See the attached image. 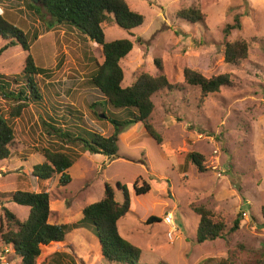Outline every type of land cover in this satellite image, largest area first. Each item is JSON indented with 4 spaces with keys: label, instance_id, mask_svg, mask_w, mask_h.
Returning a JSON list of instances; mask_svg holds the SVG:
<instances>
[{
    "label": "rangeland",
    "instance_id": "rangeland-1",
    "mask_svg": "<svg viewBox=\"0 0 264 264\" xmlns=\"http://www.w3.org/2000/svg\"><path fill=\"white\" fill-rule=\"evenodd\" d=\"M12 1L0 0L4 18L19 14L36 18L26 6L13 7ZM126 1L144 16L142 26L128 33L113 21L103 23L107 42H133V50L121 61L122 86H130L143 72L158 75L154 62L158 59L170 83L180 88L153 97L152 123L161 144L139 125H128L119 129L117 156L109 159L101 154H82L68 170L70 184L62 185L60 175L47 181L35 178L33 167L44 162L42 150L59 145L56 134L50 129L46 132L45 127L43 132L38 119L44 117L49 123L45 115L51 116L56 119L55 128L77 132L80 126L109 137L114 132L111 120L118 121L126 113L109 106L103 94L89 85L93 60L100 65L104 61L97 43L75 29L58 27L44 33L38 28L41 36L29 52L17 46L0 56V75L21 74L30 54L36 66L54 70L53 77L45 81L50 84L46 89L55 88L58 96L45 93L41 103H46L44 112L30 104V113L15 120L12 156L0 160V222L3 207L19 220L28 217L29 208L11 201L10 193L16 191L48 192L49 222L65 225L80 221L83 209L104 197L106 183L115 190L119 203L123 202V192L118 184L141 187L146 183L149 193L133 194L134 209L119 223L122 237L141 250L139 264H199L208 258L216 264L222 259L229 264H264V0ZM189 8L199 9L204 21L194 24L177 17L180 10ZM237 16L241 29L226 34L225 28L235 24ZM28 19L24 26L30 23ZM15 23L27 34L29 27ZM236 41L247 42L249 56L231 65L225 62L224 49L227 42ZM5 44L0 37V49ZM185 69L206 78L228 74L234 85L205 97L199 88L185 83ZM55 102L59 108L52 105ZM70 106L83 115L81 120L67 112ZM4 110L6 104L0 98V113ZM192 152L204 155L205 172H199L189 161L187 154ZM195 206L222 215L228 229L240 218L239 229L225 239L198 243ZM151 216L162 221L148 225ZM67 242L69 246L62 251L74 264H113L99 258L85 230L68 234ZM55 251V247L47 249L46 254ZM69 258L59 261L53 257L49 264H73ZM20 263V258L2 246L0 234V264Z\"/></svg>",
    "mask_w": 264,
    "mask_h": 264
},
{
    "label": "trees",
    "instance_id": "trees-1",
    "mask_svg": "<svg viewBox=\"0 0 264 264\" xmlns=\"http://www.w3.org/2000/svg\"><path fill=\"white\" fill-rule=\"evenodd\" d=\"M11 3L15 8L26 6V10H29L36 18L31 19L30 17L29 20L26 15L30 21L31 30L25 34L17 26L0 16V37L6 41L0 49V56L9 48L17 46L29 52L31 44L38 40L43 31L44 33L50 32L58 27L78 30L82 35L97 43L104 55L101 65L97 60H93L95 65L88 80L89 85L98 89L113 109L126 111L118 121L111 120L114 132L109 137L86 127L77 126V132L71 129L55 128L53 125L56 124V119L51 116L45 115L50 123L45 122L44 117L39 119L40 124H43V132L44 127L48 133L50 130L53 131L59 140L55 142L59 145H56L57 148L42 150L45 161L33 167L32 175L35 178L47 181L52 180L55 175H60L59 181L62 185L70 184L71 176L68 170L78 162L82 154H101L109 159L117 156L119 129H126L128 125H139L158 145L161 144L160 134L152 123L155 109L153 97L163 91H177L180 89L178 84L170 83L161 61L157 59L154 62L159 71L158 75L140 73L133 84L124 88L122 86L124 70L121 61L133 50V42L129 39L107 42L103 29V23L113 21L120 29L131 33L132 30L142 26L144 16L133 11L126 0H39L37 3L36 0H15ZM35 12L37 14H34ZM177 17L197 24L204 21L205 15L197 8H189L180 10ZM38 28L42 31L40 32ZM235 29H241L239 16L235 19V24L225 28V33L230 34ZM248 56L249 45L246 41L226 43L224 58L228 64L238 65L248 59ZM53 73V69L36 66L33 57L28 54L21 74L12 77L0 75V98L6 104V110L0 113L1 161L8 160L12 156V149L16 144L15 120L30 113V104L40 106L41 112H44L46 103L45 105L41 103L45 100V93L48 96L51 93L58 96V93L54 91L55 88L52 87L54 90L46 89L50 84L45 81L50 80ZM183 75L185 83L190 87L199 88L205 97L218 93L222 88L234 85L228 74L206 78L191 69H185ZM52 105H56V108L60 107L56 102ZM56 108L52 107L53 111H56ZM67 112L74 116L77 115L79 120L82 119L83 115L72 106L67 109ZM94 116L98 118L96 113ZM187 156L199 172L203 173L207 170L204 155L192 152ZM118 188L123 192L122 203L116 201L115 190L106 183L104 197L99 202L86 206L82 211L80 221L65 225L49 222L51 198L48 192L16 191L10 193L12 202L29 208V215L22 221L9 209L3 207L4 217L0 222L2 246L10 249L11 254L20 258V264H49L53 257H57L59 261L69 258L62 251L64 247L69 246L67 235L85 230L94 241L100 259L113 264H139L141 250L122 237L119 232V223L134 209L133 194L146 195L150 191V186L146 183L141 187H137L136 183L131 186L118 184ZM193 211L199 217L196 230L198 243L225 239L239 229L240 218L236 219L233 226L228 229L222 215L208 210L205 206H195ZM261 213L264 219V205ZM161 221V218L151 216L147 219V224ZM54 247L56 249L54 254L47 255L46 250ZM71 262L73 263L72 260ZM213 262L214 260L208 258L199 264ZM62 264L65 263L62 262ZM217 264H229V262L222 259Z\"/></svg>",
    "mask_w": 264,
    "mask_h": 264
},
{
    "label": "crops",
    "instance_id": "crops-1",
    "mask_svg": "<svg viewBox=\"0 0 264 264\" xmlns=\"http://www.w3.org/2000/svg\"><path fill=\"white\" fill-rule=\"evenodd\" d=\"M7 11V13L8 14H10L9 13V10H6ZM5 12H4V16H5ZM0 16H2L3 17V15H0ZM7 17H8V19H12L13 21H10V20H8L6 17H5V19L7 20V21H9L10 23H12V24H14L15 26H16V23H15V21H17V23L19 24V25H21V26H23V27H29V30L27 29L26 31L27 32H29L30 30H31V25H30V23L28 22V24H26V26H24V20H27L23 15H21V14H19V16L16 18L14 15H7ZM23 31V30H22ZM24 32V31H23ZM41 36V35H40ZM39 36V37H40ZM39 39V38H38ZM38 121H39V119H38ZM50 123V122H49ZM44 158V157H43ZM82 158V157H81ZM45 161V160H44ZM43 163V162H42Z\"/></svg>",
    "mask_w": 264,
    "mask_h": 264
},
{
    "label": "water",
    "instance_id": "water-1",
    "mask_svg": "<svg viewBox=\"0 0 264 264\" xmlns=\"http://www.w3.org/2000/svg\"><path fill=\"white\" fill-rule=\"evenodd\" d=\"M39 0H36V3L38 2ZM102 118H105V116L103 115V116H101Z\"/></svg>",
    "mask_w": 264,
    "mask_h": 264
},
{
    "label": "built area",
    "instance_id": "built-area-1",
    "mask_svg": "<svg viewBox=\"0 0 264 264\" xmlns=\"http://www.w3.org/2000/svg\"><path fill=\"white\" fill-rule=\"evenodd\" d=\"M168 216H169V215H168ZM168 216H167V217H168ZM167 217H166V218H167ZM169 217H171V216H169ZM171 220H173V217H171ZM176 231H177V229H176Z\"/></svg>",
    "mask_w": 264,
    "mask_h": 264
}]
</instances>
